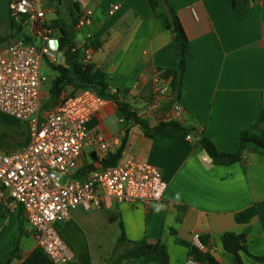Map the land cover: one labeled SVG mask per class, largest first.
Returning <instances> with one entry per match:
<instances>
[{"label": "crops", "instance_id": "obj_1", "mask_svg": "<svg viewBox=\"0 0 264 264\" xmlns=\"http://www.w3.org/2000/svg\"><path fill=\"white\" fill-rule=\"evenodd\" d=\"M13 1L0 0V19L11 15ZM40 1L47 23L59 19L69 25L71 2L78 4L81 16L86 10L93 11L92 22L76 33L75 41L82 46L98 42L91 64L108 75L109 91H118L121 100L148 120L152 128L156 127L160 120L155 115L167 102L152 106L158 101L155 72L176 70L178 63L176 43L167 22L155 16L149 1ZM170 1L189 38L190 58L180 108L167 110L163 120L193 125L220 152L235 154L240 148L241 132L264 114V0L251 2L245 15H240L229 0ZM114 5L120 8L110 14ZM35 28L28 20L26 32L39 43ZM73 91L67 88L63 95ZM42 98L47 101L49 95L42 92ZM88 128L93 135H102L108 153H113L121 145L126 122L117 105L106 101ZM188 136L167 128L150 139L138 127L131 130L124 159L136 158L159 168L168 186L164 198L145 206L119 204L104 196L100 208L71 211L68 220L57 225L74 252L69 264H109L130 246H118L122 229L130 241L164 243L169 264H192L188 249L179 245L177 238L197 242L198 237L206 235L211 237L214 255L221 264H235L221 240L229 232L243 237L252 255L264 256V152L244 150L240 162L214 165L199 138ZM30 143L26 124L13 117L7 123L0 122V153L18 151ZM98 155L97 147L88 148L79 170L94 167ZM250 207H256L257 215L247 224H238L235 215ZM22 222L24 236L19 252L11 259ZM37 248L23 208L9 201L0 208V263L12 260L11 264H20ZM241 257L243 264H264L245 254ZM160 263L158 257H149L141 264Z\"/></svg>", "mask_w": 264, "mask_h": 264}, {"label": "built area", "instance_id": "obj_2", "mask_svg": "<svg viewBox=\"0 0 264 264\" xmlns=\"http://www.w3.org/2000/svg\"><path fill=\"white\" fill-rule=\"evenodd\" d=\"M40 4V0H16L10 4L12 15H24L33 21L39 43L17 40L0 49V112L26 124L31 134V143L24 149L0 153V208L9 201L20 205L38 247L54 264H69L74 252L57 225L67 221L71 211L100 208L104 196L119 204L150 206L164 198L168 186L161 170L147 161L125 158L116 167L102 165L108 143L88 128L91 118L106 102L95 91L83 89L64 94L55 108L42 110L41 89L47 81L43 64L62 65L58 58L61 56L65 63V56L60 48V31L45 21ZM119 8L114 5L109 13L114 14ZM92 18L93 11L86 10L78 20L76 33ZM72 52H80L83 63L91 64L93 47L75 41ZM153 81L158 101L152 106L157 108L161 101L168 102L170 83L158 72ZM179 108L177 104L173 111ZM90 147H97L100 152L97 164L76 179L80 162ZM66 177L67 182L62 184ZM190 261L197 264L193 258Z\"/></svg>", "mask_w": 264, "mask_h": 264}, {"label": "trees", "instance_id": "obj_3", "mask_svg": "<svg viewBox=\"0 0 264 264\" xmlns=\"http://www.w3.org/2000/svg\"><path fill=\"white\" fill-rule=\"evenodd\" d=\"M149 4L157 18H164L167 22V27L172 33L173 41L176 43V56L178 67L172 71H158L159 76L170 83V92L168 94V102L162 113L170 111L175 105H180L182 84L186 72L188 60L190 58L189 38L182 25V22L177 14L175 5L170 0H148ZM232 2L234 9L240 14L245 15L249 9L251 2L257 0H229ZM71 23L65 24L57 19L48 23L51 27L60 31V48L65 56V63L62 65L51 64L50 67L57 73L54 79L49 98L44 103L42 110L47 111L55 108L61 99V96L67 88H72L74 91L83 89H91L95 91L101 98L106 101L114 102L119 112L122 114L126 122L124 137L120 147L113 153H108L102 160V165L105 168L116 167L125 156L129 147V138L131 130L138 127L146 138L153 139L156 135L167 128H174L188 135L199 138V144L211 158L214 165L229 166L240 162L244 150H255L264 152V130L261 126L264 125V114H261L254 125L244 129L240 135V148L235 154L220 152L211 139L198 130L193 125H184L179 121L170 119L160 121L158 125L152 128L149 121L140 117L137 111L132 106L121 100L118 94H113L108 89L109 77L102 70L96 68L93 64L85 65L83 63L82 54L80 52H72V48L76 38V27L78 20L81 17V12L77 3L71 2L70 5ZM29 20L27 16L10 15L6 19H0V26L8 27L9 33L4 38L0 39V44L8 45L11 41L21 40L25 43L37 44L35 36H31L26 32V23ZM90 45L94 49L99 48L98 42H92ZM93 166L84 167L74 176L76 179H81L86 172L93 170ZM257 215L256 207L239 212L235 215V220L238 224H247ZM173 235L177 233L171 231ZM23 234V222L21 224L20 234L17 237L14 248L12 250V258L19 252V244ZM224 251L234 257L235 264H243L241 254H245L252 260L258 263H264V256L252 255L243 237L234 233H225L222 238ZM198 242V243H197ZM197 242H187L177 238V243L188 249L190 258H193L197 264H221L215 257L213 245L209 235L200 236ZM129 244L130 246L125 252L117 258L110 261L109 264H141L149 257H158L161 260L160 264H169V254L164 243L151 244L145 239L139 241H130L124 230L118 242L121 244ZM117 252V250H116ZM12 260L6 263L11 264ZM20 264H54L45 252L39 247Z\"/></svg>", "mask_w": 264, "mask_h": 264}, {"label": "rangeland", "instance_id": "obj_4", "mask_svg": "<svg viewBox=\"0 0 264 264\" xmlns=\"http://www.w3.org/2000/svg\"><path fill=\"white\" fill-rule=\"evenodd\" d=\"M0 30H1L0 31V35L1 36H4L5 37L9 33L8 27L5 26V25H1L0 26ZM61 62H62V57L59 56L58 63H61ZM43 73L46 75L47 81L42 86V92H43V94L45 96H48L49 95V92H50L51 84H52L53 80L56 78L57 73L49 65H47L46 63L43 64ZM11 120H12V117H10L7 114H4V113L0 112V122L7 123L8 121H11ZM67 180H68V177L64 178L62 180V184H65L67 182Z\"/></svg>", "mask_w": 264, "mask_h": 264}, {"label": "water", "instance_id": "obj_5", "mask_svg": "<svg viewBox=\"0 0 264 264\" xmlns=\"http://www.w3.org/2000/svg\"><path fill=\"white\" fill-rule=\"evenodd\" d=\"M14 41H11L10 43L12 44ZM4 48V45H0V49ZM156 118H158V120H163L165 118V116L163 115V113L161 111H159L156 115ZM96 157V156H95Z\"/></svg>", "mask_w": 264, "mask_h": 264}]
</instances>
